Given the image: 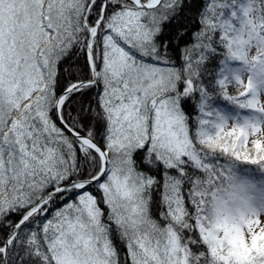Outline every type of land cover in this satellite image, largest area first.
<instances>
[{
  "label": "snow or ice",
  "instance_id": "1",
  "mask_svg": "<svg viewBox=\"0 0 264 264\" xmlns=\"http://www.w3.org/2000/svg\"><path fill=\"white\" fill-rule=\"evenodd\" d=\"M184 4L0 0V264H264V0H205L177 66Z\"/></svg>",
  "mask_w": 264,
  "mask_h": 264
},
{
  "label": "trees",
  "instance_id": "2",
  "mask_svg": "<svg viewBox=\"0 0 264 264\" xmlns=\"http://www.w3.org/2000/svg\"><path fill=\"white\" fill-rule=\"evenodd\" d=\"M205 0H185V4L183 10L173 18L170 22H167L163 26V35L162 39L168 42V55L171 57L172 60L177 62V66L180 65V56L182 49L192 43V36L193 34L199 30V12L204 4ZM95 19V17H93ZM60 69V90L62 91L63 87H65L69 82L76 80V79H85L89 75V70L86 65V60L84 55L82 54H73L68 59H66L63 63L59 66ZM102 91V89H99ZM98 89L93 88L90 91L85 92L83 95H77L73 97L74 103L71 107V115L77 116L80 112L81 108L87 109L89 102L92 103L93 107H95V93ZM186 112L192 116H196V109L195 103L189 102L185 105ZM66 109V114H67ZM92 114H88L83 123L87 127H92L95 124L96 135L97 139H99L100 134L103 132V124L102 122H96L91 119ZM103 142L101 141V144ZM143 153L137 154V163L139 164ZM143 170V169H142ZM162 172L163 169L161 168L160 172L158 173L155 169L152 171V175L156 176L157 179H162ZM92 193H94L98 198L102 196V194L97 190L95 185L89 189ZM159 196L160 193L156 192L154 195V202L152 211L154 217L159 216L160 207H159ZM74 198V197H73ZM66 201L61 200L59 197L56 198L55 206L52 207L51 211L49 212L48 216L51 218L53 212L57 210V208L63 207ZM102 208L105 206L103 204L100 205ZM10 221L13 219H17L16 217L10 216L8 218ZM114 242L119 249L121 261L123 264L126 248L124 245L114 238ZM130 264V262H129Z\"/></svg>",
  "mask_w": 264,
  "mask_h": 264
}]
</instances>
